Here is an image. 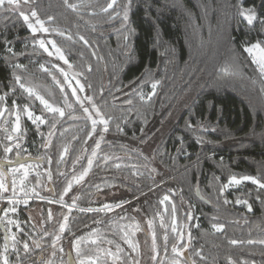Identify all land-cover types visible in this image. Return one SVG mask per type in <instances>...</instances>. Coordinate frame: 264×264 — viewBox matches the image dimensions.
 <instances>
[{"label": "trees", "instance_id": "16d2710c", "mask_svg": "<svg viewBox=\"0 0 264 264\" xmlns=\"http://www.w3.org/2000/svg\"><path fill=\"white\" fill-rule=\"evenodd\" d=\"M110 2L69 0L77 6L74 11L65 0H34L31 8L46 21L45 26L59 29L63 36L50 31L48 36L33 37L22 18L0 8V96L7 93L0 109H8L0 125L8 128L14 109L22 114L25 106L46 120L35 131L21 117L22 131L28 128L31 133L32 154L43 158L42 180L53 189L51 194L49 186L41 183L37 192L63 197L82 208L122 205L107 213L68 214L33 203L45 233H36L35 218L28 220L23 214L18 252L10 260L17 263L19 254L23 264L52 262L60 256L65 262L67 254L73 256V240L96 231L105 243L86 245L81 256H96L98 249L120 245L123 260L118 264L124 260L168 264L178 234L187 244L191 233L190 264H264V244L260 243L264 241V189L244 183L233 191H221L231 176H254L264 182V81L243 50L245 43L264 39V26L248 25L239 15L241 7L255 5L258 17L264 16L261 0H132L127 22L131 33L122 27L128 0H117L105 12ZM49 16L52 21L47 20ZM37 38L55 41L71 63L68 70L84 85L85 97H92L105 117H111V129L101 145L109 159L95 158L85 180L66 194L67 182L86 166L95 141L86 139L88 132L71 130L69 114L82 115L81 104L73 103L62 74L53 68L59 64L38 47ZM17 64L22 68L14 67ZM41 65L48 71H40ZM14 75L34 82L40 95L65 108L63 118L55 116L53 136L49 137L53 115L19 88ZM153 82H158L155 95L141 100L139 93L146 94ZM65 98L77 107L69 108ZM82 103L91 111L87 99ZM65 147L68 151L61 159ZM165 196L169 199L161 203ZM238 199L247 200L252 211L237 206ZM123 210L142 218L144 241L148 239L144 222L151 221L159 252L155 262H149L147 249L141 256L133 255L123 243L114 223ZM66 214L67 227L60 234L58 224ZM213 224L222 225V230L214 232ZM57 235L62 240L61 254V247L50 246ZM23 242L30 246L27 254ZM198 251L204 259L196 255ZM180 261L184 264L185 259Z\"/></svg>", "mask_w": 264, "mask_h": 264}, {"label": "snow or ice", "instance_id": "6c2138e0", "mask_svg": "<svg viewBox=\"0 0 264 264\" xmlns=\"http://www.w3.org/2000/svg\"><path fill=\"white\" fill-rule=\"evenodd\" d=\"M34 3V0H0V8H3L5 11L7 12H11V13H15L17 14L20 18H22L24 24L27 25L28 29L31 31L33 37H36L37 33H44V34H48L50 31L56 32L58 35L63 36L64 33L60 32L59 29H50L49 27H46V21L40 19V17L38 16L37 12L31 8V4ZM132 0H128V2L124 5L123 7V17H122V27H125L126 30L131 33L133 31V29L128 28L127 27V22L129 19V8L131 6ZM117 4V0H111L110 3H108L107 7L104 8L103 10L105 12L108 11V9H112L114 5ZM65 5L69 8H71L72 10H76V5L75 4H71L69 3V0H65ZM261 7H264V0H261ZM239 15L241 17H243V19L247 22L248 25H253L254 22L259 23L261 26H264V16L258 17L257 12H256V6L252 5L251 7H247V8H243L241 7V10L239 11ZM116 16H120V12L116 13ZM111 19H115V17H110ZM48 21H52L53 17L49 16L47 18ZM34 21V22H32ZM69 40L72 39L71 36L67 37ZM81 40H84V37H80ZM125 41L128 40V36L126 35L124 37ZM85 43H87V41H84ZM35 43L39 45L40 48H42L45 52L48 53L49 56L52 55H56L60 60H63L65 64H68L67 59L65 58L62 50L60 47L57 46V44L55 43V41L53 40H47V42L45 41V39H41V38H37L35 40ZM47 45H51L52 51H49V48ZM127 46V45H125ZM9 51H11V49H8ZM244 52H246L248 54L249 57H251L252 63L256 64L258 66V69L261 73L262 76H264V39H257L254 43L253 42H247L245 43L244 47H243ZM14 67L16 68H22V65H14ZM69 67H71V65L69 64ZM42 70L44 71H48V69L44 68L43 65H41ZM91 70V69H89ZM65 75V79H67V73L64 74ZM55 79V77H53ZM14 81L16 84L19 85V87L21 89H23L29 97H35V99L39 100L40 103L43 105L44 110H46L49 113L53 114V119H54V123L51 125V129L49 131V137L53 136L54 133V129L56 127V123H58V121H56L55 116L56 114H58V116L60 118H63L65 116V111L63 108L55 106L54 104L50 103L47 99L44 98V96L40 95L33 87L28 86L27 84H25L24 82H22V77L20 75H14ZM77 83L79 84V81H77ZM158 82H153L151 84V88H152V94L151 95H155V90L157 88ZM79 91L83 92L84 91V85L79 84ZM7 95V93H5L4 96H0V102L5 100V96ZM72 95L76 96V89H73L72 91ZM140 95V99L144 100L145 96L144 94L141 92L139 93ZM85 99H87L89 101V103L91 104V111L89 110L88 107H85L83 105V103L80 101V98L77 97V103L81 104V108L82 111L85 115V117L91 121V132L88 134L89 137H91V135L93 133H95L97 131V125L101 124L103 125V132H108L109 130V121L111 119V117H105V115L101 112L100 108L97 107L94 103H92V97H85ZM147 99H151V96H148ZM13 103L15 104V101H13ZM127 103L131 104L132 101L128 100ZM65 104L70 108L71 104L67 103V99L65 98ZM8 109L7 108H3L0 109V117H3L5 112H7ZM23 113H25L28 117L29 120H31V122L33 124H44L46 123V120L44 118H42L41 116H36L33 114L32 111L29 110V108L27 106H25L23 108ZM93 113L95 114V117H98L99 119L94 118ZM70 118L75 119L76 117L72 116L71 114H69ZM21 112L17 111L15 113V121H14V125L12 127V133H20L21 132ZM118 130L122 131V129L119 128V125H117ZM4 132L6 134V139L11 141L13 139V135L11 133L8 132V129L5 128ZM100 139H103V136L100 137ZM199 142V141H198ZM48 143L50 144V140L48 141ZM47 146V145H46ZM17 147H19V145H17ZM95 149H100V143L96 142L95 143ZM4 151L7 152H11L12 148L9 146H5ZM64 153H67L68 149L67 147L64 148ZM97 156V152L96 150H93L92 154H91V158L88 159V166L87 168L83 169V171H81L78 175H74L72 177V180L68 182L67 187L65 188L64 192L65 194L71 190L73 183H81L85 177L88 175V172L91 170L92 166H93V158H95ZM61 159H63V156H61ZM105 160L108 159L107 156L104 157ZM9 164H12V161H8ZM117 167H119V165H117ZM20 168H24V165L21 164ZM10 172L15 173L17 171H19V169H9ZM5 173L0 170V177L4 176ZM25 178L27 177V171H25L24 173ZM244 181H250L253 185H256L258 189H264V182L261 181L260 178L258 177H254V176H243V177H237V176H231L228 184L226 185H222L221 187V191L223 190V188L229 187V186H238L240 185L242 182ZM21 185H23V180H21ZM99 189V186H97ZM12 188H13V198L10 199L8 201L9 204L15 205L18 203H21V201L15 199L16 196V180L13 179L12 181ZM21 191H23V187H21L20 189ZM8 191V188L6 186V184L4 183V181L2 179H0V192H6ZM27 195V194H25ZM169 198L167 196L164 197V200L161 201V203H164V201H167ZM63 200V197H61V201ZM23 203H27V200L25 199L23 201ZM49 203H52V201H49ZM237 204H246L248 206V211H252V207L250 204H248L247 200H240L238 199L236 201ZM122 205H116V207H120ZM113 209V206L111 205H105L103 209H99V211H104V210H109L111 211ZM8 211L11 212H16V208L12 207L11 209H7L4 210V215L7 216L8 215ZM81 211H85V209H81ZM87 211H93V209H87ZM173 213H175V208L173 207ZM49 219H51V212H49ZM67 217H64L65 223L60 225L59 231L60 233H63L65 231V228L67 227ZM187 219L188 220H192L193 217L188 214L187 215ZM8 224H13L15 225L18 229H19V223L15 220H8L7 221ZM149 227H151V221H149ZM161 227H164L163 224V220L161 221ZM222 225H217V224H213V228L216 229V231H221L222 230ZM10 231V230H9ZM172 231L173 232H177V228H176V222H175V218H173V223H172ZM127 235V234H126ZM179 240L176 244H174L172 246V253L174 254V258L171 261V264H181L180 258L184 257L185 253L188 250V247L191 245V233L188 234V243L185 244L184 241V236L182 233H179ZM61 239V237L59 235H57L55 237V239L52 241V247L55 248L57 242ZM8 240L13 241V250L17 251L18 250L15 248V244L16 243H20V241H17V237L15 234H11L9 236L5 237V245H4V252H7L9 249V244L7 243ZM33 243L36 244V247H39V243H37L36 241H33ZM92 244H96L97 241L96 240H91ZM126 243H128L129 247L133 250V252H137L138 251V244L133 243L132 240L130 239H126ZM231 243L236 244L237 241L233 240L231 241ZM251 243V241H250ZM260 243H264V241H260ZM167 246H168V236L165 234L164 236V247H165V252L167 251ZM30 250V246L27 242H23V251L25 254H27ZM60 251H63V249L61 248ZM75 251L77 254V261L76 262H71L70 264H98V260H99V256H97L96 258L93 257H87L86 259L81 258V250H80V240H77L75 242ZM98 251L103 252L104 254H106L107 256L112 257L113 261H118L120 260V253L122 251V249L117 245L116 247V251L112 252L110 250H102V249H98ZM152 252L154 253L150 258L155 261L157 259V256L159 255V252L157 250V244H156V234L155 232H153L152 234ZM55 254V253H53ZM197 256H200L201 259H204V257L201 255V253L198 251L196 252ZM3 259V264H9V260L8 257L6 255L2 256ZM17 260H18V264H23V261L20 259L19 254H17ZM134 264H140L139 260H135ZM184 264H189V261L186 259L184 261Z\"/></svg>", "mask_w": 264, "mask_h": 264}, {"label": "rangeland", "instance_id": "374dc122", "mask_svg": "<svg viewBox=\"0 0 264 264\" xmlns=\"http://www.w3.org/2000/svg\"><path fill=\"white\" fill-rule=\"evenodd\" d=\"M32 22H34V21H32ZM29 30V29H28ZM30 31V30H29ZM31 32V31H30ZM32 34V33H31ZM38 34H41V35H43V36H48V34H44V33H37L36 35H38ZM48 46V48H49V51H52V48H51V45H47ZM38 47H39V45H38ZM40 48V47H39ZM44 53H46L47 55H48V53L47 52H45L42 48H40ZM64 54V53H63ZM247 54V53H246ZM248 55V54H247ZM49 56V55H48ZM64 56H65V58L67 59V61H68V64H65L64 63V61L63 60H60L56 55H52V56H50L51 58H53L55 61H57V63L59 64V65H55V66H53V68L54 69H56V70H58L61 74H62V76H63V78H64V81H65V84L67 85V87H68V89H69V91H70V94H71V96H72V101H73V103L74 104H76L77 103V97H79L80 98V101L82 102L83 100H85L84 98H85V93H84V91L83 92H81V91H79V84L77 83V80L75 79V77L73 76V74L71 73V71L70 70H68V67H69V64L71 65V63L69 62V60H68V58H67V56L64 54ZM249 57V56H248ZM249 59L251 60V57H249ZM251 62H252V60H251ZM61 64V65H60ZM253 65H254V67L256 68V70H257V72L259 73V75H260V77L262 78V80L264 81V76H262L261 75V73H260V71H259V69H258V66L256 65V64H254V63H252ZM44 66V65H43ZM44 68H46V69H48L46 66H44ZM39 69H40V71H43V72H46V71H44V70H42V68H41V66L39 67ZM65 73H67V79H65ZM22 82H24L25 84H27L28 86H31V87H33L36 91H37V87H36V84L34 83V82H32V81H29V80H25V79H23L22 78ZM18 85V84H17ZM19 86V85H18ZM20 88V87H19ZM21 89V88H20ZM73 89H76V96H73L72 95V91H73ZM25 94H27L23 89H21ZM38 92V91H37ZM147 93L146 94H144V96H145V98L147 99V97L148 96H152L151 94H152V88L150 87V88H148L147 89V91H146ZM28 95V94H27ZM34 97V96H33ZM35 98V97H34ZM37 100V99H36ZM148 100V99H147ZM38 101V103H39V105L42 107V109L44 110V108H43V105L40 103V101L39 100H37ZM78 104H80V103H78ZM58 107H61V108H63L64 109V111H65V108L63 107V106H58ZM77 106L76 105H71V108H76ZM5 108V107H4ZM3 109V108H2ZM30 111H32L31 109H29ZM18 110H17V108L16 109H14V111H13V113H12V115H11V123H10V126H9V131H10V133L12 134V135H18V133H12V127H13V125H14V121H15V113L17 112ZM44 111H46V110H44ZM33 112V111H32ZM47 112V111H46ZM48 114H51V115H53L52 113H49V112H47ZM33 114L34 115H36V116H39L38 114H36V113H34L33 112ZM65 114H66V112H65ZM72 115V114H71ZM24 117L25 118V120L28 122V124H29V126L30 127H33V128H35V129H39L43 124H39V123H37V124H33L32 122H31V120H29L28 119V117H27V115L25 114V113H22L21 114V117ZM56 116L58 117V118H60L59 116H58V114H56ZM72 116H74V117H76L75 119H73V118H71L72 119V126L71 127H73V128H71V130L72 131H74V130H76V129H79V130H82V131H84V132H88V134L91 132V121L90 120H88L86 117H85V115H84V113L81 115V114H74V115H72ZM93 116H94V118H96V119H99L98 117H95V114L93 113ZM1 118V117H0ZM107 118V117H106ZM110 121H111V119H110ZM109 121V125H108V127H109V130L111 129V126H110V124H111V122ZM20 126H21V124H20ZM0 128H2V125H0ZM102 129H103V125H101V124H98L97 125V131L95 132V133H93L92 135H91V138H92V140H94L95 141V143L96 142H99L100 143V149H95V144H94V146H93V149H92V152H93V150H96V152H97V156L95 157V158H97V157H100L101 156V158L103 159V160H105L104 159V157L105 156H107L108 157V152H106L105 151V149L103 150V148L101 147V145H103V142H102V140L100 139V137L101 136H105L106 135V133L105 132H103L102 131ZM23 132L24 131H22V134H23ZM90 137H89V135L87 136V138L86 139H89ZM64 150V149H63ZM92 152H91V154H92ZM64 151H62V153H61V155H60V158H61V156H64ZM100 155V156H99ZM89 158H91V155H90V157ZM95 158H93V160H95ZM109 159V158H108ZM87 166H88V162H87V164H86V166L85 167H83L80 171H78V172H75V174L74 175H78L81 171H83V169H85V168H87ZM16 169H19V171H17V172H20V173H9V176H10V179L11 180H13V179H15L16 180V196H15V199H17V200H19V201H21V199L19 198L18 199V195H22L24 192H27V197H29V198H27L26 200L27 201H29V200H31V198H33V197H37L38 198V194H37V190H36V187L37 186H39L41 183H43V184H47L46 183V181H43L42 179H41V176H43L45 173H46V169H45V167H41V166H38V165H35V164H29V165H26V166H24V168H16ZM25 171H27V177L25 178V176H24V173H25ZM13 174L15 175V176H13ZM73 175V176H74ZM72 176V177H73ZM72 177L69 179V181H71L72 180ZM87 177V176H86ZM85 177V178H86ZM21 180H23V185H21ZM85 180V179H84ZM83 180V181H84ZM68 181V182H69ZM82 181V182H83ZM229 181V180H228ZM68 182H67V184H68ZM81 182V183H82ZM244 183H251L250 181H244V182H242L240 185H238V186H229V187H226L225 189L227 190V191H233V190H235V189H238V188H240ZM80 184V183H79ZM79 184H77V183H73V186H77V185H79ZM228 184V183H227ZM72 186V187H73ZM256 186V185H255ZM21 187H23V191H21L20 189H21ZM67 187V185L65 186V188ZM257 187V186H256ZM11 191H12V196H10L9 197V200L10 199H12L13 198V188H12V184H11ZM65 193V192H64ZM64 193H63V195H64ZM8 200V201H9ZM48 200L49 201H52V203L53 204H55V205H58V206H62V207H65L67 210H70L71 208V206H69V205H65V201L64 200H62L61 201V199H54V198H48ZM18 204H23L22 202L21 203H18ZM15 205H17V204H15ZM107 205H111V204H107ZM117 205H120V204H117ZM236 205L237 206H240V207H245L247 210H248V206L246 205V204H237L236 203ZM72 206H74L73 207V209L75 210V211H78V209H76L77 208V206L76 205H72ZM111 206H113V209L111 210V211H113V210H117V209H120V207H116V205H111ZM16 207V206H15ZM79 208V207H78ZM101 209H103L104 208V206L103 207H100ZM37 209V208H36ZM35 209V211L36 212H34V214H33V217L35 218V221L37 222L36 223V225L37 226H39V229L40 228H42L43 227V222H41V219L39 218L38 219V216H39V213H38V210H36ZM86 210V209H85ZM106 211V213L107 212H111V211H109V210H105ZM9 213H13V212H11V211H8ZM123 212V214L124 215H119V217L118 218H116L115 217V219H114V223H115V225H116V227H115V229L116 230H118L120 233H122V240H123V243L126 245V247H128L132 252V254L134 255V254H136V255H139V256H141V253H142V250H144V249H147L148 251H149V255H150V257L154 254L153 252H152V234H153V230H152V227H149V221H147V222H144L145 223V225H146V232L148 231V233H147V235H148V239H147V241H144L143 239H142V236L140 235L141 234V228H142V222L141 221H143L142 220V218H136L135 216H136V214L134 215V213L133 212H131V215L129 216L128 214V212L126 211V210H123L122 211ZM38 213V214H37ZM66 217H68V215L66 214L65 215ZM64 216V217H65ZM64 217H63V221H62V224L63 223H65V221H64ZM128 218H130V219H128ZM39 221V222H38ZM173 221V220H172ZM176 222V221H175ZM173 223V222H172ZM35 224V223H34ZM110 226V225H109ZM176 228H177V226H176ZM59 230V229H58ZM212 230L214 231V232H220V231H216V229L215 228H213L212 227ZM9 233H10V231H9ZM45 232H43L42 233V235L44 234ZM127 234V235H126ZM172 234H174L175 236L177 235V232H173L172 231ZM10 235H11V233H10ZM56 237V236H55ZM55 237H54V239H55ZM96 240L97 242H100L101 244L102 243H105V240H103L102 238H101V235L100 234H98L96 231H92V232H90V233H88V234H85L84 236H82L81 238H79V239H77V240H80V250H81V255H82V252H83V248H85V246L86 245H94V244H92L91 243V240ZM126 239H130V240H132L133 241V243H135V244H138V251L137 252H133V250L129 247V245H128V243H126ZM77 240H75V242L77 241ZM10 242V249H9V251L11 252L12 251V249H13V247H12V245H13V241H11V240H9ZM75 242L73 243V247H72V249H73V257H74V262H76L77 261V254H76V251H75ZM45 243H46V241H45ZM52 243V242H51ZM108 243V242H107ZM109 244V243H108ZM264 244V243H263ZM121 249H122V247L120 246V245H118ZM139 246H140V249H139ZM102 250H106V249H102ZM110 251H112V252H115L116 251V249H113V250H110ZM123 251V250H122ZM121 251V253H123ZM99 252V255H96V256H91V257H93V258H96L97 256H99V260H98V264H106V263H109L108 261H110L111 262V264H118V262L122 259V257L120 256V260H118V261H113V259H112V257H110V256H107L106 254H104L103 252H101V251H98ZM3 255H5V252H4V250H2L1 252H0V264H3V259H2V256ZM124 255V254H123ZM88 256H81V258H84V259H86ZM174 258V256L173 257H168L167 259H168V264H171V261H172V259ZM123 260V259H122ZM123 262V264H127V261L126 260H124V261H122ZM149 262H155V261H153L151 258H149Z\"/></svg>", "mask_w": 264, "mask_h": 264}, {"label": "flooded vegetation", "instance_id": "af4514ba", "mask_svg": "<svg viewBox=\"0 0 264 264\" xmlns=\"http://www.w3.org/2000/svg\"><path fill=\"white\" fill-rule=\"evenodd\" d=\"M6 127L2 126V128H0V163H7L8 166H0V170H2L5 175L0 177V179H2L4 181V183L6 184L8 191L6 192H0V252L2 250H4V245H5V237L9 236L10 233L11 234H15L16 237L19 236V234L23 231V225H25V217L26 219L30 220L33 217V212H35V210L31 207V205L34 204H48V206H55L58 209H61V212H63V210H65L68 214L70 213H75V210L73 209L72 205H75L73 203H69V202H65V205H69L71 206L70 210H67L65 207L62 206H58L55 205L53 203H49L46 199L47 198H52L51 196H42L39 192H37V194L39 195L38 198L37 197H33L31 198V200L27 201V203H23V201L29 197H27V192H24L22 195H18V199H21V202L23 204H17V205H12L8 203L9 197L12 196V191H11V184L12 181L10 179L9 173H12L9 171V169L12 168H19L21 164H23L24 166L29 165V164H35L38 166L43 167V158L38 157L36 155H33L31 152V138H30V131L28 128H26V130L23 132L22 134V128H21V132L18 133V135H13V139L11 141L6 139V134L4 132V129ZM8 132L9 131V127L7 128ZM38 129H35V131H37ZM17 145H19V147H17ZM5 146H9L12 148L11 152H5L4 148ZM12 161V164H9L8 161ZM16 161H18V163L14 164ZM16 173V172H15ZM20 173V172H17ZM13 176H15L13 174ZM41 179H43V176H41ZM47 184H45L46 186H49V190L50 193L53 194V189L51 187V185H49L48 181H46ZM46 191H48V189H45ZM55 199V198H54ZM16 206V207H15ZM12 207L16 208V212L13 213H9L8 215L5 216L4 215V210L7 209H11ZM26 213V216L24 217L23 214ZM8 220H15L19 223V229L13 225V224H8L7 221ZM63 218L60 220V223L58 224V229L60 228V225L62 224ZM65 221V220H64ZM37 223V222H36ZM35 223V225H36ZM27 227V226H26ZM36 227V226H35ZM39 227V226H38ZM37 228V227H36ZM42 228H40L36 233H42ZM10 230V233H9ZM30 230V229H29ZM29 233V231H28ZM60 233V231H59ZM62 234V233H60ZM74 239L73 243L75 242ZM10 241L8 240L7 243L9 244V249H10ZM59 247L62 248V240L60 239L57 244ZM50 246L52 247V243L50 244ZM73 247V246H72ZM71 247V248H72ZM15 248H16V244H15ZM8 249L7 252H5V255L8 257L9 260V264H11V256L13 255V252H15L13 249L10 252ZM63 251L60 252L63 253ZM72 255H68L67 257L69 258V260H66L65 262L62 260V257L60 256L58 259H55L54 261H50V262H41L40 264H70L71 262H74V257H71ZM12 264H18L12 262ZM26 264H33L32 262H28Z\"/></svg>", "mask_w": 264, "mask_h": 264}, {"label": "built area", "instance_id": "2783aa9c", "mask_svg": "<svg viewBox=\"0 0 264 264\" xmlns=\"http://www.w3.org/2000/svg\"><path fill=\"white\" fill-rule=\"evenodd\" d=\"M46 200L49 202L48 198H47ZM73 207H74V206H73ZM76 209H78V211H80V212H94V211H99V209H101V208H97V209H93V208H82V207H79V208H78V206H77ZM81 209H86V210H85V211H81ZM87 209H93V211H87ZM99 212L106 213L105 210H104V211H99Z\"/></svg>", "mask_w": 264, "mask_h": 264}, {"label": "water", "instance_id": "95a60500", "mask_svg": "<svg viewBox=\"0 0 264 264\" xmlns=\"http://www.w3.org/2000/svg\"><path fill=\"white\" fill-rule=\"evenodd\" d=\"M18 163V161H16L14 164ZM0 166H8L7 163H0ZM185 260L187 259L189 261V264H190V260H189V257L187 256V252L185 253L184 257H183Z\"/></svg>", "mask_w": 264, "mask_h": 264}]
</instances>
